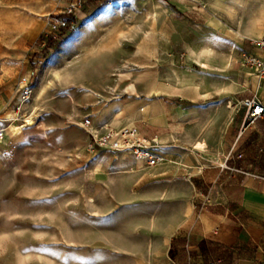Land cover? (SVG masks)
<instances>
[{
  "label": "crops",
  "instance_id": "crops-1",
  "mask_svg": "<svg viewBox=\"0 0 264 264\" xmlns=\"http://www.w3.org/2000/svg\"><path fill=\"white\" fill-rule=\"evenodd\" d=\"M163 1L185 18L169 17L173 24L155 45L188 56L160 67L138 64L149 65L138 74L150 86L142 83L117 126L133 125L162 143L156 154L164 160L136 171L130 160L95 161L98 220L83 225L77 264H184L188 255L191 264H264V117L246 124L240 105L253 96L264 103V78L240 64L252 47L235 39L236 30L264 36V0ZM227 4L245 11L240 26V11L222 20L217 7ZM192 5L199 8L193 31ZM155 45L137 46L135 54L148 56ZM11 102L9 89L1 90L0 107Z\"/></svg>",
  "mask_w": 264,
  "mask_h": 264
},
{
  "label": "rangeland",
  "instance_id": "rangeland-1",
  "mask_svg": "<svg viewBox=\"0 0 264 264\" xmlns=\"http://www.w3.org/2000/svg\"><path fill=\"white\" fill-rule=\"evenodd\" d=\"M217 8L222 20L240 11L241 25L245 11ZM184 16L163 0H0V92L12 93L0 107V264H77L83 225L98 220L95 161L112 158L87 149L90 134L123 122L149 85L138 64L185 60L155 45L169 17ZM55 19L67 24L54 29ZM152 42L154 53L135 54Z\"/></svg>",
  "mask_w": 264,
  "mask_h": 264
},
{
  "label": "built area",
  "instance_id": "built-area-1",
  "mask_svg": "<svg viewBox=\"0 0 264 264\" xmlns=\"http://www.w3.org/2000/svg\"><path fill=\"white\" fill-rule=\"evenodd\" d=\"M55 20L54 29L57 26L60 28L67 24L63 20ZM238 34L252 47L251 51L240 53V64L256 77L264 78V36H258L254 31L247 30L239 31ZM240 105L245 111L244 123L248 124L257 118L264 117V103L258 98L254 96L244 98L240 101ZM162 145L159 141L145 138L133 125L124 124L114 127L109 124L90 134L87 149L89 151L100 149L115 160H130L128 169L136 171L137 169L151 168L161 163L164 159L156 154V150L160 149ZM220 168L229 169L224 163L220 165ZM184 264H191L189 255L185 258Z\"/></svg>",
  "mask_w": 264,
  "mask_h": 264
},
{
  "label": "bare ground",
  "instance_id": "bare-ground-1",
  "mask_svg": "<svg viewBox=\"0 0 264 264\" xmlns=\"http://www.w3.org/2000/svg\"><path fill=\"white\" fill-rule=\"evenodd\" d=\"M154 48V47H153ZM154 59V58H153ZM154 61V60H153ZM144 67H149V66H144Z\"/></svg>",
  "mask_w": 264,
  "mask_h": 264
},
{
  "label": "trees",
  "instance_id": "trees-1",
  "mask_svg": "<svg viewBox=\"0 0 264 264\" xmlns=\"http://www.w3.org/2000/svg\"><path fill=\"white\" fill-rule=\"evenodd\" d=\"M170 253L172 254V251Z\"/></svg>",
  "mask_w": 264,
  "mask_h": 264
}]
</instances>
